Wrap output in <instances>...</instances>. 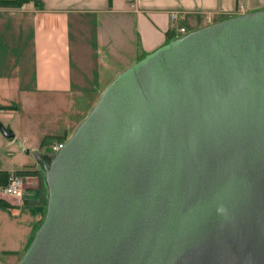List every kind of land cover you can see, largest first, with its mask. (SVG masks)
Segmentation results:
<instances>
[{
	"label": "water",
	"instance_id": "95a60500",
	"mask_svg": "<svg viewBox=\"0 0 264 264\" xmlns=\"http://www.w3.org/2000/svg\"><path fill=\"white\" fill-rule=\"evenodd\" d=\"M32 155L45 207L15 264H264V8L146 52Z\"/></svg>",
	"mask_w": 264,
	"mask_h": 264
},
{
	"label": "crops",
	"instance_id": "0c3cea01",
	"mask_svg": "<svg viewBox=\"0 0 264 264\" xmlns=\"http://www.w3.org/2000/svg\"><path fill=\"white\" fill-rule=\"evenodd\" d=\"M263 8L264 0H26L17 7L0 5V121L13 132L12 138L0 132V149L12 140L18 145V149L8 147L0 157V170H35L32 174L24 173L18 203L13 196L0 194V229L10 243L0 246L2 254L19 257L43 216L37 185L41 169L32 151H40L44 144L34 140V136L20 133L16 137L17 128L9 119L29 101L41 104L38 95L63 94L72 89V37L82 49L84 36L93 43V47L89 45L93 49L90 67L97 68L109 60L119 61L121 66L115 68L114 75L146 52L180 35L177 25L188 31L227 16ZM171 10L183 16L173 22L169 17ZM206 15L210 16V22L205 21ZM105 24L129 27L128 51L102 42L107 40L102 30ZM83 75L79 74L78 83ZM91 77V86L97 89L98 69ZM0 264L6 263L0 260Z\"/></svg>",
	"mask_w": 264,
	"mask_h": 264
},
{
	"label": "rangeland",
	"instance_id": "374dc122",
	"mask_svg": "<svg viewBox=\"0 0 264 264\" xmlns=\"http://www.w3.org/2000/svg\"><path fill=\"white\" fill-rule=\"evenodd\" d=\"M90 23L94 24V21H91ZM90 28H92L91 25ZM102 30L107 38V40H102L103 43L106 42V46H122L125 51H128L131 42V35L128 26L118 25L112 27L110 24H105L102 25ZM108 30L111 31L108 33ZM89 31H91V29ZM74 38L72 37V40L70 41L71 60L73 62L71 63L73 80L72 89L68 93L63 94L38 95L37 99L41 100V104L34 101L30 103L29 101V103L27 102L26 105H24L21 112L14 113L12 118L9 120L11 121V124L17 128L16 137H20V133L27 137L34 136V140H40L43 142L44 146H46L51 141L58 139L59 136L61 137L62 133H66V136H68L75 125L81 120L94 103L101 89L116 74L115 73L113 75L115 68L121 66L119 61L113 63L109 60L107 63L100 64L97 68L90 67L88 62H90V55L93 51L91 48V46L93 47V43L90 42V39H87V36H84V42L81 40V44L83 45L84 43L86 47L84 46L85 49H82L79 47L78 41H75L76 38ZM121 40H124V42H121ZM96 69L99 71V77L96 78L97 80H95V82L99 81L96 85L97 89H93L91 86V82L93 81H90V78H92L91 75H96ZM83 73L84 75L81 78L82 82L80 80L81 83L79 82V84V74ZM45 131L49 133L44 134ZM3 142L6 143L7 140L3 139ZM8 147H16V149H18L16 140H12L10 144H5L3 148L0 149V157L4 156V152L8 149ZM24 155L26 154L24 153ZM37 185L39 188V201L41 206L44 208L45 203L43 201L46 196V187L42 171L37 174ZM5 237H7L5 232L0 229V246L10 244L6 241ZM16 256L17 254H2L0 251V260L6 264H15L20 257L16 258Z\"/></svg>",
	"mask_w": 264,
	"mask_h": 264
},
{
	"label": "built area",
	"instance_id": "2783aa9c",
	"mask_svg": "<svg viewBox=\"0 0 264 264\" xmlns=\"http://www.w3.org/2000/svg\"><path fill=\"white\" fill-rule=\"evenodd\" d=\"M182 16L183 13L179 11L176 10L169 11V17L173 22H175L178 17H182ZM210 20H211L210 16L206 15L205 21L210 22ZM176 30L179 34L186 32V29L184 28L183 25H177ZM65 138L66 137L58 138L51 141L48 145L42 147L40 151L50 152V153L57 151L63 145ZM24 178L25 175L23 173H19L15 170L9 171L6 177V182L0 183V194L11 195L15 198V202L18 203L22 195Z\"/></svg>",
	"mask_w": 264,
	"mask_h": 264
},
{
	"label": "trees",
	"instance_id": "16d2710c",
	"mask_svg": "<svg viewBox=\"0 0 264 264\" xmlns=\"http://www.w3.org/2000/svg\"><path fill=\"white\" fill-rule=\"evenodd\" d=\"M24 1H26V0H0V5L17 7V6H19ZM66 135L67 134L64 133L59 138H64V137H66ZM16 171L19 172V173H23V174L24 173L25 174H27V173H30V174L35 173V170H33V169H24V170L18 169ZM7 174H8V171H6V170H0V183H5L6 182ZM45 198H46V196L44 197V201H43L44 203H45ZM43 211H44V208H43Z\"/></svg>",
	"mask_w": 264,
	"mask_h": 264
}]
</instances>
